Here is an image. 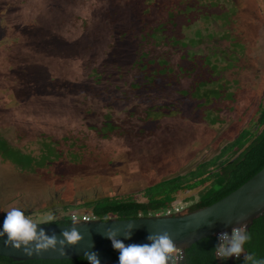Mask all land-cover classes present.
I'll return each mask as SVG.
<instances>
[{"label": "rangeland", "instance_id": "374dc122", "mask_svg": "<svg viewBox=\"0 0 264 264\" xmlns=\"http://www.w3.org/2000/svg\"><path fill=\"white\" fill-rule=\"evenodd\" d=\"M213 1L0 0V134L32 156L43 153L42 143H57L62 155L36 172L0 158V217L15 206L43 220L68 205L143 200L180 184L188 188L165 207L187 212L226 186L230 166H218L235 155L242 131L257 129L264 106V0L211 7ZM229 9L227 23L203 20ZM158 26L167 39H195L197 31L202 39L186 50L153 48L150 33ZM142 50L169 60L174 72L147 86L140 77L143 86L131 90ZM187 53L196 55L195 65ZM214 55L232 64L219 76L232 99L203 109L180 90L208 76L201 59ZM159 106L173 114L141 132L147 112ZM106 115L116 128L104 139L98 130Z\"/></svg>", "mask_w": 264, "mask_h": 264}, {"label": "trees", "instance_id": "16d2710c", "mask_svg": "<svg viewBox=\"0 0 264 264\" xmlns=\"http://www.w3.org/2000/svg\"><path fill=\"white\" fill-rule=\"evenodd\" d=\"M212 1V0H210ZM220 1L223 3L232 2V0H214L211 2V7L219 5ZM233 10L229 9L227 13L213 14L210 17L204 16L203 20L209 19L220 20L223 23H227L228 18L233 15ZM161 26L154 27L151 30L150 38L153 39V48H166L180 47L186 50L189 47L194 48L202 39L201 31H197L195 39L188 38L184 40H177L174 38H168L163 35ZM212 38V35H208ZM170 42V43H168ZM234 49L239 48L238 44H233ZM232 47V48H233ZM190 64L195 65L196 55L194 53H187ZM223 56H226L225 52H222ZM150 51L142 50L138 54V59L134 62L135 67L138 70V75L134 76V80L130 83L129 88L131 90L140 89L143 86L142 82H139V78H144V85H152L154 81L159 82L163 77L173 75L174 69L170 66L169 60L164 57L153 56L149 58ZM186 56L183 57L185 59ZM232 58V57H231ZM201 59V58H200ZM201 62L202 68H206L208 76L201 77V80H197L193 83V86L189 89L180 90V94L189 101H195L200 108H206L217 100H230L232 99V93L228 92L227 81L224 78L219 77L222 72L229 70L232 64L224 62L223 57L214 55L213 57L205 56ZM232 60V59H231ZM234 61V59L232 60ZM231 61V62H232ZM220 62H224L225 65H220ZM94 78L98 79L101 75L97 73V68L92 69ZM179 74H184L185 70L183 66L178 67ZM191 72V71H190ZM187 72L186 74H189ZM166 111V112H163ZM173 114L171 106H159L157 110L151 109L147 112L145 125L141 128L153 129L158 126L160 118ZM105 122L98 130L102 138L107 139L109 134L115 130V125L109 115L105 116ZM208 118V115H207ZM214 122V119H210ZM256 130L254 132L242 131L236 139L241 144L239 148L235 150V155L229 160L223 161L219 164L218 168L222 169L225 166H230V176L226 182V186L219 189L217 192L210 194L207 198L199 200L193 204L189 210H194L199 207H204L213 204L219 199L223 198L236 188L241 186L244 182L255 175L259 170L264 167V106L259 110L258 119L256 122ZM57 143H42L43 153L38 157L32 156L29 153H24L20 149L12 147L8 144L7 140L0 134V158L6 162H9L16 169L23 172H36L37 169L45 168L56 163L62 156L57 152ZM72 159H76L75 154L70 153ZM64 172L63 169L61 171ZM174 183L177 182V178L169 180ZM187 185L180 184L173 187V191L168 193L157 194L155 196L138 200L137 198L128 197H111L94 200L80 205H68L61 209L62 213L58 216V219L54 224L50 225H67L71 223L70 215L73 213L88 214L95 217L98 220H104L105 216H113L117 219H135L140 216H149L156 214H164L170 210L168 207L167 199H176L177 194L186 190ZM72 206L70 213L67 211ZM75 208L84 210L82 212L75 211ZM6 216L0 217V225H3V221ZM251 239L244 246L246 253H254L258 259H264V213L257 217L249 230L247 231ZM217 245L216 237L209 236L200 241L194 243L189 249L185 251L182 264H228L227 260H218L214 253V248ZM101 264H119V253L114 249L99 252ZM233 264H244L243 255L239 259H233ZM0 264H88V261L84 257L69 259V260H32L24 262H14L9 258L0 257Z\"/></svg>", "mask_w": 264, "mask_h": 264}, {"label": "water", "instance_id": "95a60500", "mask_svg": "<svg viewBox=\"0 0 264 264\" xmlns=\"http://www.w3.org/2000/svg\"><path fill=\"white\" fill-rule=\"evenodd\" d=\"M264 213V167L241 186L230 192L211 205L199 207L194 210L175 215L156 214L140 216L135 219H110L106 224L103 220L83 222L76 225L78 232L84 237L83 243L78 247L67 249V256H60L57 252H43L39 255H24L23 251H15L5 246L6 237L0 238V257H6L14 262L32 260H69L84 257V252H103L112 250V244L106 238L109 230H119L117 240L125 245L132 243H147V237L152 233L167 231L183 251L189 249L194 243L209 236L216 237L219 233L230 235L234 227L247 225V231L253 221ZM128 220H134L128 221ZM3 225H0L2 230ZM48 237L53 234L63 239L64 231H71L72 225H41ZM132 229L131 239H125L124 232ZM39 231V228H38ZM91 245H93L91 247ZM233 264V258L227 260Z\"/></svg>", "mask_w": 264, "mask_h": 264}, {"label": "clouds", "instance_id": "9594fccd", "mask_svg": "<svg viewBox=\"0 0 264 264\" xmlns=\"http://www.w3.org/2000/svg\"><path fill=\"white\" fill-rule=\"evenodd\" d=\"M58 219L55 215H48L43 220H36L26 216L19 207H10L3 221L0 238L6 237L5 246L15 251H23L24 255H39L43 252H57L60 256H67V249L78 247L83 243L84 237L76 229V225L83 221L94 222L90 215L80 217L76 213L71 215V231L62 233L63 239H58L55 234L48 237L41 225L54 224ZM110 219L117 218L105 216L102 224ZM134 222V220H128ZM39 228V231H38ZM247 225L241 224L232 229L231 235L220 233L217 237L218 243L214 248L218 260H228L232 257L239 259L244 257V264H264V259H258L254 253H246L245 245L251 236L247 232ZM119 230H109L105 235L111 241L113 249L119 253V264H179L183 258L182 250L176 246L172 236L167 232L152 233L147 237V243H132L125 245L123 241L117 240ZM132 229L124 232L125 239H131ZM93 245H91L92 247ZM84 258L88 264H101L99 254L96 252H84Z\"/></svg>", "mask_w": 264, "mask_h": 264}, {"label": "built area", "instance_id": "2783aa9c", "mask_svg": "<svg viewBox=\"0 0 264 264\" xmlns=\"http://www.w3.org/2000/svg\"><path fill=\"white\" fill-rule=\"evenodd\" d=\"M179 213H182V210H181V207H179V206H176V207H174V208H172V209H170V210H168V211H166L164 214H166V215H175V214H179ZM78 216H80V217H84V216H88V215H86V214H82V215H80V214H78V213H76ZM72 215V214H71ZM71 215H70V219H71ZM96 218L94 217V220H95ZM82 222H86V221H83L82 220ZM232 232V231H231ZM220 234V233H219ZM219 234H217V236H216V241H217V243H218V239H217V237H218V235ZM230 235H231V233H230ZM182 255H183V258H184V253H183V251H182ZM183 258L179 261V264H182V261H183ZM233 259H236L235 257H232Z\"/></svg>", "mask_w": 264, "mask_h": 264}]
</instances>
